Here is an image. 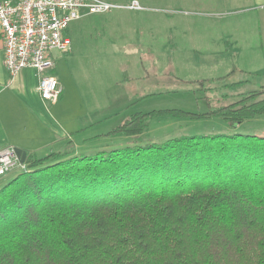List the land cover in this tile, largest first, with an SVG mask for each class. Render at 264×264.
<instances>
[{
    "label": "trees",
    "instance_id": "16d2710c",
    "mask_svg": "<svg viewBox=\"0 0 264 264\" xmlns=\"http://www.w3.org/2000/svg\"><path fill=\"white\" fill-rule=\"evenodd\" d=\"M263 113L261 86L201 113L136 112L104 136L167 115L237 127ZM0 264H264V136L29 154L0 186Z\"/></svg>",
    "mask_w": 264,
    "mask_h": 264
},
{
    "label": "rangeland",
    "instance_id": "374dc122",
    "mask_svg": "<svg viewBox=\"0 0 264 264\" xmlns=\"http://www.w3.org/2000/svg\"><path fill=\"white\" fill-rule=\"evenodd\" d=\"M137 1L139 11L81 12L67 28L71 50L51 52L57 76L77 101L106 105L93 111L94 117H111L96 127L112 121L115 127L136 112L201 113L209 104L227 105L264 86V0ZM237 133L263 137L264 113L237 127L220 118L161 116L141 135L114 136L111 143L160 144L179 136ZM21 169L1 177L0 186Z\"/></svg>",
    "mask_w": 264,
    "mask_h": 264
},
{
    "label": "crops",
    "instance_id": "0c3cea01",
    "mask_svg": "<svg viewBox=\"0 0 264 264\" xmlns=\"http://www.w3.org/2000/svg\"><path fill=\"white\" fill-rule=\"evenodd\" d=\"M50 73L61 88L58 102L52 105L38 96L35 71L24 69L11 76L5 70L0 35V149L20 148L27 155L43 158L63 150L79 154L113 146L114 136L104 135L116 127L114 121L96 127L111 116L107 113L106 117L96 119L93 113L106 105L100 107L86 99L77 101L71 86L57 76L55 64Z\"/></svg>",
    "mask_w": 264,
    "mask_h": 264
},
{
    "label": "built area",
    "instance_id": "2783aa9c",
    "mask_svg": "<svg viewBox=\"0 0 264 264\" xmlns=\"http://www.w3.org/2000/svg\"><path fill=\"white\" fill-rule=\"evenodd\" d=\"M112 9L139 11L137 0L125 5L102 0H0V35L3 66L11 76L24 69L36 72V91L46 104H55L61 95L59 82L50 71L52 51L68 53L71 42L69 24L85 14L106 13ZM14 167L21 168L12 147L0 149V178Z\"/></svg>",
    "mask_w": 264,
    "mask_h": 264
},
{
    "label": "water",
    "instance_id": "95a60500",
    "mask_svg": "<svg viewBox=\"0 0 264 264\" xmlns=\"http://www.w3.org/2000/svg\"><path fill=\"white\" fill-rule=\"evenodd\" d=\"M14 152L19 160V163L23 166L27 158L26 152L20 148H14Z\"/></svg>",
    "mask_w": 264,
    "mask_h": 264
},
{
    "label": "bare ground",
    "instance_id": "6f19581e",
    "mask_svg": "<svg viewBox=\"0 0 264 264\" xmlns=\"http://www.w3.org/2000/svg\"><path fill=\"white\" fill-rule=\"evenodd\" d=\"M54 68V67H53ZM14 149V148H13ZM21 165V164H20ZM22 166V165H21ZM24 167V165L22 166V168Z\"/></svg>",
    "mask_w": 264,
    "mask_h": 264
}]
</instances>
